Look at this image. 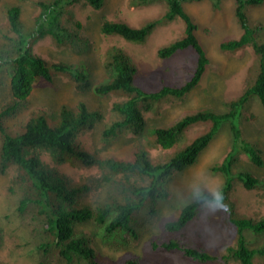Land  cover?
Here are the masks:
<instances>
[{"label":"trees","instance_id":"obj_1","mask_svg":"<svg viewBox=\"0 0 264 264\" xmlns=\"http://www.w3.org/2000/svg\"><path fill=\"white\" fill-rule=\"evenodd\" d=\"M28 1V0H23ZM37 8L33 17L34 28L25 31L20 20V7L5 4L6 17L0 34L10 40L12 49L0 54V64L9 65L10 97L0 106V173L14 166L16 173L7 194L13 199L11 209L22 230V247H27L20 257L35 264H107L98 255L96 242L125 248L141 240L142 233L155 224L159 204L169 199L166 182L177 172L194 164L224 121H232L240 106L251 97H257L264 109V41L257 36L264 24L250 25L246 7L260 5L264 0H234V15L241 33L236 38L219 43L221 51L237 52L250 46L255 56V72L243 92L228 101L229 109L217 113L209 109L187 113L170 125L149 129L148 135L136 144L130 158L102 156L86 150L78 140L80 132L93 128L104 116L99 109L80 102L75 107L62 106L58 111L39 108L17 129L5 120L17 115L26 105L35 84L50 83L56 77L71 80L77 89L89 87L88 73L82 65L64 62L48 63L34 53L35 41L49 35L56 46L80 51L81 35L66 23L70 6L78 1L99 9L104 0H29ZM164 1L167 9L159 18L149 19L139 27L123 20H104L100 31L128 41L141 43L152 30L163 22L179 18L183 22V35L160 47L157 54L168 58L186 50H193L195 60L187 68L189 77L178 85L161 84L150 91L134 82L136 67L119 46L113 45L103 54L102 67L108 78L93 87L98 95L117 97L110 110V119L100 131L103 140L123 135L143 134L145 113H156L159 105L169 99H181L194 88L206 73L209 58L195 34L196 24L185 10V3L204 0H132L131 5ZM215 11L222 0H208ZM209 123L201 134L186 141L187 129L195 124ZM233 148L219 163L209 166L212 173L224 177L216 194L201 192L181 205L161 223L160 233L152 234L146 243L149 252L175 253L181 258L198 263L228 264L230 255L240 264H256L264 257V243L255 248L253 241L263 238L264 217L253 218L240 214L230 198L233 180L244 188H263L264 181L247 171L232 172L237 148L243 149L257 167L264 165L260 150L244 140L239 127L232 122ZM151 150H160L153 157ZM171 150V152H165ZM50 157L53 165L43 160ZM68 163L74 168L99 169L100 174L90 175L81 182L73 181L60 171L58 165ZM88 198V199H87ZM218 201V202H214ZM224 204L228 205L227 210ZM219 209L224 225L236 232V245L227 253H209L178 234L207 207ZM0 215V244L3 242L4 219ZM87 224L89 228L80 229ZM89 224V225H88ZM0 264H4L0 262ZM122 264H154L137 256L127 257Z\"/></svg>","mask_w":264,"mask_h":264},{"label":"rangeland","instance_id":"obj_2","mask_svg":"<svg viewBox=\"0 0 264 264\" xmlns=\"http://www.w3.org/2000/svg\"><path fill=\"white\" fill-rule=\"evenodd\" d=\"M130 2L132 0H104V4L99 9H94L83 1L71 5L66 23L73 31L81 35L84 43L82 49L75 51L68 47L56 46L49 35H44L35 41L33 51L48 63L64 62L82 65L88 73L89 87L77 89L71 80L62 75H55L56 77L50 83L38 82L25 107L14 117L5 120V124L17 129L32 112L39 108L58 111L62 106L75 107L83 102L90 108L101 110L104 118L93 128L80 132L78 140L81 145L86 150L97 152L102 156L128 159L134 146L142 141L148 135L149 129L154 126L170 125L183 115L200 109H209L217 113L227 111L228 101L238 97L243 92L247 81L252 80L255 75V56L250 46L239 49L237 52H225L219 48L221 41L236 38L241 33L234 15V0H222L218 11L211 8L208 0L185 3L186 12L196 24L195 34L209 58L206 73L183 98L166 100L159 105L156 113H145L146 123L142 135L129 134L110 140L101 138L100 131L110 119L111 104L117 99L113 95H98L93 89L108 78L102 67L103 54L107 48L116 45L126 52L131 64L136 67L134 82L145 91L154 90L164 83L181 84L189 77L187 68L192 67L195 60L193 50H186L168 58H161L157 54L160 47L183 35L184 26L179 18L157 25L141 43L101 33L100 24L104 20H123L133 27H139L149 19L161 17L167 9L164 1L149 5H131ZM5 4L18 5L22 26L25 31L33 30V17L37 8L29 0H0V27H5L6 23L2 10ZM246 15L250 25L264 24V2L260 5L247 6ZM257 39L264 41V31L258 34ZM10 50H13L10 40L0 34V54ZM9 72L8 64H0V106L10 97ZM232 122L239 127L242 138L260 150L264 160V109L257 97H251L239 107L232 121H224L220 124L197 161L181 172L173 174L166 182L170 197L160 202L155 225L142 233L141 240L125 248L96 242L97 253L105 263L122 264L131 255L154 264H219L191 262L169 252L154 254L149 252L146 243L152 234L160 233L162 221L191 199L193 194L204 191L217 193L224 177L221 173H212L209 166L221 162L233 148ZM208 126L209 123L190 126L185 134L186 141L190 142ZM165 152H171V150ZM150 153L153 157H157L160 150H151ZM42 158L53 165L50 157L45 153ZM58 168L75 182H81L90 175L100 174L96 167L74 168L68 163H61ZM239 171H247L264 181V165L257 167L243 149L237 148L232 172L235 174ZM15 173L14 166L9 167L3 174L0 173V215L8 214V217L4 219L0 262L35 264L25 257H20L27 248L21 246L24 243V230L14 217L10 207L13 199L7 194V188ZM230 198L240 214L256 219L264 217V187L246 189L239 180L234 179ZM86 228H89L87 224L80 225V229ZM178 236L201 244L209 253L226 254L228 247L236 245V232L223 224L220 211L214 206L201 211ZM263 243L264 235L263 238L253 241L251 247L255 248ZM228 256V264H240L236 259ZM255 262L264 264V257H257Z\"/></svg>","mask_w":264,"mask_h":264},{"label":"clouds","instance_id":"obj_3","mask_svg":"<svg viewBox=\"0 0 264 264\" xmlns=\"http://www.w3.org/2000/svg\"><path fill=\"white\" fill-rule=\"evenodd\" d=\"M214 202H218V201H214ZM224 208H225V210H227L228 205L227 204H224Z\"/></svg>","mask_w":264,"mask_h":264}]
</instances>
